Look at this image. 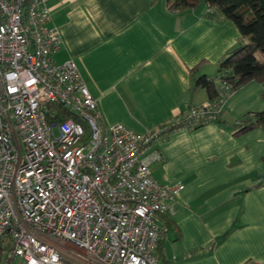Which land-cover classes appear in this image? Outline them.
I'll return each instance as SVG.
<instances>
[{
  "label": "crops",
  "instance_id": "0c3cea01",
  "mask_svg": "<svg viewBox=\"0 0 264 264\" xmlns=\"http://www.w3.org/2000/svg\"><path fill=\"white\" fill-rule=\"evenodd\" d=\"M200 3L171 13L164 0H46L45 27L60 40L52 62L74 63L103 126L159 132L207 101L203 90L192 91L191 76L215 82L217 62L241 43L231 22L207 18ZM261 89L246 84L215 122L166 132L155 144L162 161L151 165V177L168 190L181 187L157 245L173 264H264V186L240 191L264 171V130L232 131L264 109Z\"/></svg>",
  "mask_w": 264,
  "mask_h": 264
},
{
  "label": "built area",
  "instance_id": "2783aa9c",
  "mask_svg": "<svg viewBox=\"0 0 264 264\" xmlns=\"http://www.w3.org/2000/svg\"><path fill=\"white\" fill-rule=\"evenodd\" d=\"M46 0H0V237L24 264H155L172 215L168 190L150 174L167 132L103 126L74 63L54 64L57 30ZM175 118L212 123L227 87Z\"/></svg>",
  "mask_w": 264,
  "mask_h": 264
},
{
  "label": "trees",
  "instance_id": "16d2710c",
  "mask_svg": "<svg viewBox=\"0 0 264 264\" xmlns=\"http://www.w3.org/2000/svg\"><path fill=\"white\" fill-rule=\"evenodd\" d=\"M164 2L166 10L171 13L193 9L203 2L206 5L205 16L211 20L231 22L241 41L217 62L219 78L215 82L203 75L191 76L192 91L201 89L207 100H211L216 96V87L221 82L227 87V96L250 82L264 84V0H164ZM257 54L262 55L263 59H257ZM194 70H189V74ZM201 125L186 129L192 130ZM181 127V123H173L168 125L167 132ZM255 129L264 130V109L260 112L245 114L232 126L233 136ZM261 160L264 162V154ZM256 186L258 187L259 184ZM159 218L164 221L162 225L168 230L170 216L161 215ZM225 236L223 235L222 239ZM161 240L162 238L159 239L155 247L158 251L157 245ZM10 250V235L6 232L0 237V264H10L13 259L9 256ZM244 264L257 263L247 261Z\"/></svg>",
  "mask_w": 264,
  "mask_h": 264
},
{
  "label": "rangeland",
  "instance_id": "374dc122",
  "mask_svg": "<svg viewBox=\"0 0 264 264\" xmlns=\"http://www.w3.org/2000/svg\"><path fill=\"white\" fill-rule=\"evenodd\" d=\"M202 5H203V3L201 2L199 6H202ZM261 85H262V89H261V95L260 96H261V100L264 101V84H261ZM263 164H264V162H263ZM257 173L254 174V176L256 175L255 179H254L255 180L254 184H252V185L240 190L241 193H248V192H251V191L259 188L260 186H264V171L262 173H260V174H257ZM258 184H259V186L257 187L256 185H258ZM228 234H229V232L225 233L224 235L227 236ZM226 236H225V238H226ZM153 256L155 258V264H173L172 260H170L171 256H166V257L164 256L165 259H166L165 260L164 257H161V254H160V252L157 249L154 250ZM10 264H24V262L21 259L14 257L12 259V261L10 262Z\"/></svg>",
  "mask_w": 264,
  "mask_h": 264
}]
</instances>
